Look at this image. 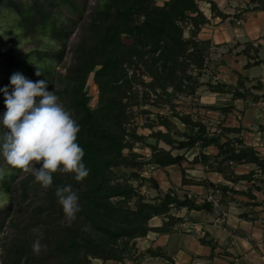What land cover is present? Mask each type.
<instances>
[{
  "label": "trees",
  "instance_id": "trees-1",
  "mask_svg": "<svg viewBox=\"0 0 264 264\" xmlns=\"http://www.w3.org/2000/svg\"><path fill=\"white\" fill-rule=\"evenodd\" d=\"M99 1L85 22L79 14L78 19H69V25H65L64 21L57 22L55 11L59 3L74 10L72 0H0V11L7 9L15 14L24 35L46 30L55 39V48H35L30 54L46 76L39 80L47 82L48 91L55 90L78 121V143L85 151L83 161L90 170L79 182L74 174L54 173L53 185L44 189L32 175L7 166L0 156V167L5 169L0 191L11 199V204L0 207V264H95L94 260L98 264L109 260L140 264L142 253L136 247L137 239L149 231L170 232L181 221L172 214L173 210H204L217 218L222 214L221 197L229 192L255 198L252 187L238 191L226 184L188 178L184 168L181 185H204L212 192L218 190L217 205L204 197H191L181 187L163 192L154 179L142 175L146 165L163 168L175 164L184 156L173 155V150L194 146L198 152L191 163H200L207 171L218 172L232 183L246 179L258 188L254 185V171L237 174L235 164H253L264 172V157L242 138L229 135L240 133L241 127L221 125L218 132L211 133L202 119L176 109V98L195 94L203 84L200 77L210 53V41L198 37L209 21L199 8V0H165L162 4L156 0ZM209 2L211 11L224 17L216 4ZM250 2L257 3L252 9H264V0ZM76 25L79 33L69 43ZM67 54L69 61L64 62ZM252 59L246 62V68L261 62ZM0 61L15 68L13 46L0 49ZM53 63H62V71L52 67ZM90 74L98 88L95 107L89 105L86 89ZM207 86L212 92H231L232 99L259 98L244 86L242 79L233 87L210 81ZM5 87L12 89L10 80L0 84V89ZM147 106H167L169 115L177 118L184 130H179L170 116L159 112L155 113L156 121L150 119L152 111ZM219 109L227 112L232 105ZM6 110L0 92V117ZM142 116V127L150 130L148 135L138 131L136 119ZM155 125L163 129L154 130ZM148 137L154 143L147 142ZM138 144L148 147L150 154L146 156L137 150ZM211 145L217 149L213 155L204 150ZM148 181L158 190L151 200L140 190ZM69 184L78 192L81 205L76 220L71 222L64 217L55 196L57 186ZM154 216L166 219L155 227L150 222ZM36 228L43 232L41 243L47 246L39 255L32 250ZM200 242L210 246L211 255L214 254L217 245L212 239L202 237ZM147 253L165 256L160 249H149Z\"/></svg>",
  "mask_w": 264,
  "mask_h": 264
},
{
  "label": "crops",
  "instance_id": "crops-1",
  "mask_svg": "<svg viewBox=\"0 0 264 264\" xmlns=\"http://www.w3.org/2000/svg\"><path fill=\"white\" fill-rule=\"evenodd\" d=\"M209 1H198L199 8L209 19L201 28L198 37L209 40L211 50H220L216 54H214L216 51H211L207 62L210 64H207L208 67L214 65L216 69L214 78H219L212 79L211 82L231 85L237 80L235 75L242 74L244 86L255 85L256 88H253L255 91L253 89L251 91L264 96V9H252L257 3L250 0H211L224 14V17H221L211 11ZM251 57L261 62L246 68V62L253 60ZM256 68H260L261 72H252ZM239 90H242V87H239ZM198 94L193 99L200 103L204 102L203 97ZM210 94L215 103H206L209 105L205 113L217 118L218 122L219 108L232 105L230 111L223 112L222 118L225 119V122H222L223 126H245L246 120L252 116L264 125L262 122L264 97L256 103H250L249 99H232V93L229 92L210 91ZM262 128L264 129V126ZM261 138V133H254L252 139L248 137L246 140L243 134L244 143L259 151L264 150V140ZM159 145L168 148L163 142H159ZM206 149L208 151L205 152L208 154L213 155L217 152L213 145ZM197 152V146L188 150L177 149V153L172 151L173 155H183L184 158L163 168L152 164L146 165L151 169L145 171L144 176L154 179L159 190L163 192L181 187L189 196L198 199L211 192L204 185H181V169L184 168L188 178L205 179L213 184H226L238 191H246L248 187H252L251 192L255 198H249L240 192L233 194L229 192L221 197L219 208L222 214L217 218L204 210L185 207L173 210L172 214L181 218V221L175 224L170 232L149 231L145 237L137 239L136 247L138 252L142 253L140 264H264V172L254 169V185L258 188H253L252 182L246 179L232 183L218 172L207 171L200 163H191ZM149 154L150 151L145 155ZM251 165L253 166L235 164L233 169L237 174H246L253 170ZM146 183L148 187H145L143 192L151 200L158 194V190L151 186L149 181ZM165 219L163 216H154L150 222L152 226L157 227L161 226ZM202 237L212 239L216 243L213 255L210 246L200 242ZM149 249H160L165 256L150 255L147 253ZM110 262L122 264L112 260L106 264Z\"/></svg>",
  "mask_w": 264,
  "mask_h": 264
},
{
  "label": "clouds",
  "instance_id": "clouds-1",
  "mask_svg": "<svg viewBox=\"0 0 264 264\" xmlns=\"http://www.w3.org/2000/svg\"><path fill=\"white\" fill-rule=\"evenodd\" d=\"M42 72L38 69L37 76ZM12 91L2 89L6 111L0 117V156L7 166L30 174L44 189L53 185V174L71 173L76 181L89 175L78 143L81 131L73 112L60 101L55 90L48 91L45 80L32 81L20 73L10 78ZM39 98V99H37ZM5 169L0 167V178ZM55 196L64 217L75 221L81 211L78 192L69 185L57 186ZM32 250H46L43 232L33 229Z\"/></svg>",
  "mask_w": 264,
  "mask_h": 264
},
{
  "label": "rangeland",
  "instance_id": "rangeland-1",
  "mask_svg": "<svg viewBox=\"0 0 264 264\" xmlns=\"http://www.w3.org/2000/svg\"><path fill=\"white\" fill-rule=\"evenodd\" d=\"M72 1L75 3V7H76L74 10L65 3H59V5L57 6V10L55 11L57 22L64 21L65 25H69V19L76 20L78 19L79 14L83 15V18L81 20L85 22L90 11H92L97 5H99V2H100L99 0H87V1L72 0ZM164 1L165 0H156L158 4H162ZM78 33H79V28H78V25H76L74 28V32L73 34H71V37L69 39V43L76 40ZM186 34L187 32H185V35ZM123 39L128 41L129 38L127 36H123ZM9 46H13L15 50L16 64L14 66L15 68H11L10 66H7L4 62L0 61V84H3L4 81L6 80H10L11 76L15 73H20L32 81H38L39 79L46 78V76L42 75L43 74L42 66L36 63V59L30 53H31V50L35 48H44V47L55 48L56 47V41L50 36V32L46 30L45 31L38 30L36 33L30 34V35H24L22 29L18 26L17 16L7 9L2 10L0 11V49H7ZM211 48H212V45H210V49H209L210 53L211 51H216L214 54L220 52V50H215V49L211 50ZM210 53L208 56V60L210 57ZM69 58H70V54H67L64 58V62H68ZM207 62H206V66L204 70L202 71V75L200 77V81L203 84L196 90V93L191 96L180 95L178 98L174 100V103L176 104V109H178L181 112L191 113L194 118L202 119V121L207 125V128L209 129V131L211 133H216L219 131L220 126L222 125V122H225V119L222 118L223 111H220V110H219L220 113H219V118H218L220 122L217 121V118L210 116L211 114L207 115V113H205V111L208 110L207 105H209L206 103H212V104L215 103V100L211 98L210 90L208 89L207 83L208 81L211 82L212 79L215 80L218 78L217 76H216L217 78H214V76L216 75V73H214L216 70L214 65H213L214 68L211 66L208 67L207 64L209 63ZM48 64L50 63L48 62ZM52 67H55V69H57L58 71H62V63H53ZM38 69L42 72L40 76L36 75V72ZM252 72L259 73L261 72V69L256 68V69H253ZM235 76L237 77V80L233 84H231L232 87L237 85L238 79H242L243 84H244V79H243L244 77L242 74H237ZM86 85H87L86 87L87 92L90 95L89 105L91 107H95L97 105V100H98L97 99L98 88L92 81V74L88 76ZM252 86L254 85H250L248 87L253 89ZM11 91L12 89L9 90V92ZM253 91H255V89H253ZM253 91H252L253 94H257ZM0 92L4 95V93L2 92V89H0ZM197 94L198 96L201 95L203 97V101H204L202 102L203 104L193 99L195 95ZM257 95L259 96V98L255 101L249 100L250 103L252 102L256 103L257 101L260 100L261 97H264L261 94H257ZM147 107L151 109L152 111V113L148 116L152 120L156 121L155 113L157 112L170 116L169 115L170 111L168 110L167 106H163L162 108H156L154 106H147ZM170 118L175 123V125L178 127L179 130L181 131L184 130L185 126L177 118L172 117V116H170ZM144 119L145 118H143V116L138 117L136 119V122L138 123V126H139L138 131L141 133H144L145 135H148L150 133V130L142 127ZM259 122L260 121H258L256 117L252 116L246 120L245 123L247 124L245 126H241V132L245 135L246 140L248 139V137H251L252 139V134L254 133L255 134L261 133L262 135L261 139L264 140V129L262 128V126L264 125ZM262 122H264V119ZM158 128L163 129V127H160L158 125H155L153 129L155 130ZM241 132L240 133H230L229 135L238 136L243 139V134L241 135ZM146 141L149 142V141H154V140L148 137ZM140 145L141 144H138L137 150L140 149L142 153L148 154L150 151L149 148L146 146L142 148ZM204 150L208 151L207 149H204ZM257 151L259 152L260 156L264 157L263 149H261L260 151L259 150ZM173 152L177 153V149L173 150ZM188 155H190V153H188ZM251 167H253V171L254 169H259L255 165L253 166L251 165ZM149 169L151 168H149L148 166H145L142 172V175L144 176L145 175L144 172L148 171ZM125 171H128V169H125ZM133 183L137 184L136 181H133ZM145 187H148V183H145L144 185L140 186V190L143 192L144 189H146ZM210 191L211 193H213L212 190ZM9 204H11L10 195L0 191V207L9 205ZM94 263L98 264L99 261L94 260ZM108 264H113V263L110 262Z\"/></svg>",
  "mask_w": 264,
  "mask_h": 264
},
{
  "label": "built area",
  "instance_id": "built-area-1",
  "mask_svg": "<svg viewBox=\"0 0 264 264\" xmlns=\"http://www.w3.org/2000/svg\"><path fill=\"white\" fill-rule=\"evenodd\" d=\"M217 196H219L218 190L214 191L213 193L208 192L203 197L206 198L208 201H212L215 205H217L218 204L217 203V200H218V197Z\"/></svg>",
  "mask_w": 264,
  "mask_h": 264
}]
</instances>
